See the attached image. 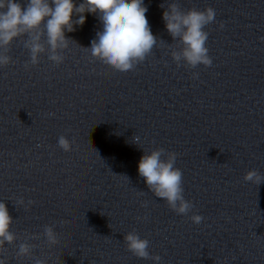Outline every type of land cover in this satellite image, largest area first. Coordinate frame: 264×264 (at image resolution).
<instances>
[{
	"label": "clouds",
	"instance_id": "clouds-1",
	"mask_svg": "<svg viewBox=\"0 0 264 264\" xmlns=\"http://www.w3.org/2000/svg\"><path fill=\"white\" fill-rule=\"evenodd\" d=\"M147 12L144 0H82L79 5L75 0H27L26 4H21L18 0H0V49H3L0 52V67L12 62L7 54L9 46L22 36H27L24 47L30 52L26 68L29 64L37 65L40 55L45 52L50 61L57 65L62 63L64 56L61 51L67 49L69 41H72L65 33L74 32L76 26H83L86 21L85 13H91L98 17L103 27L102 31L96 32L91 46L84 49L90 51L93 58L120 73L134 72L152 54L158 41L151 31ZM215 16L212 7L204 10L193 7L183 11L175 2L168 4L162 18L173 41L178 39L181 45L179 50L171 51L177 66L182 62L190 68L212 64L206 47L209 34L205 28L214 22ZM197 75L193 74L194 77ZM138 139L137 137V142ZM58 146L65 152L72 150V142L64 135L59 137ZM176 159L175 152H166L163 148L144 151L138 162V173L155 197L162 198L177 214L186 215L193 205L184 198L183 173L175 167ZM243 179L257 186L264 182V176L256 170L247 171ZM19 203L23 204L24 201L21 199ZM28 203L32 204L34 201ZM190 218L196 224L203 219L198 214H193ZM12 223L13 218L6 203L0 201V253L4 251L6 244H13L17 239L16 234L11 231ZM43 235L50 246L59 243L52 226L45 225ZM124 242L127 250L134 256L160 260L158 255L150 257L149 240L141 238L135 231L125 234ZM34 247L28 242H22L16 255L31 257ZM0 264H5V260L0 259ZM35 264H46V260L36 259Z\"/></svg>",
	"mask_w": 264,
	"mask_h": 264
}]
</instances>
